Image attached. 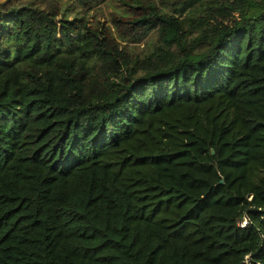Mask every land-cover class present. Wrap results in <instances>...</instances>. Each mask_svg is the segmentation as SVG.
Returning <instances> with one entry per match:
<instances>
[{
	"label": "trees",
	"instance_id": "obj_1",
	"mask_svg": "<svg viewBox=\"0 0 264 264\" xmlns=\"http://www.w3.org/2000/svg\"><path fill=\"white\" fill-rule=\"evenodd\" d=\"M107 1L0 3V264H264V0Z\"/></svg>",
	"mask_w": 264,
	"mask_h": 264
},
{
	"label": "rangeland",
	"instance_id": "obj_2",
	"mask_svg": "<svg viewBox=\"0 0 264 264\" xmlns=\"http://www.w3.org/2000/svg\"><path fill=\"white\" fill-rule=\"evenodd\" d=\"M5 0H0V3L1 2H4ZM115 5L112 3V2H110L109 0L105 3V4H102L101 6H100V8H102V11L105 13V15H107V14H109L110 12H112L113 11V7H114ZM153 38H154V35H151L149 38H148V40L146 39L145 41H143V42H141V43H139V44H127L128 46H129V49L131 50V51H135V52H138V51H141V50H143L145 47H146V45H147V42L149 43V42H152L153 41ZM126 45V44H125ZM242 225H244V224H242Z\"/></svg>",
	"mask_w": 264,
	"mask_h": 264
},
{
	"label": "water",
	"instance_id": "obj_3",
	"mask_svg": "<svg viewBox=\"0 0 264 264\" xmlns=\"http://www.w3.org/2000/svg\"><path fill=\"white\" fill-rule=\"evenodd\" d=\"M211 153L213 154V151H211ZM223 183V180L222 181H220V184H222Z\"/></svg>",
	"mask_w": 264,
	"mask_h": 264
},
{
	"label": "built area",
	"instance_id": "obj_4",
	"mask_svg": "<svg viewBox=\"0 0 264 264\" xmlns=\"http://www.w3.org/2000/svg\"><path fill=\"white\" fill-rule=\"evenodd\" d=\"M245 223H246V222L244 221L242 224H244V225H245ZM244 225H242V227H243Z\"/></svg>",
	"mask_w": 264,
	"mask_h": 264
}]
</instances>
